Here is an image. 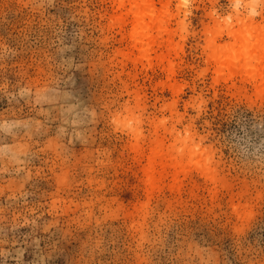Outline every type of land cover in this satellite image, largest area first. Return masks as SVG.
I'll return each mask as SVG.
<instances>
[{"label":"rangeland","instance_id":"374dc122","mask_svg":"<svg viewBox=\"0 0 264 264\" xmlns=\"http://www.w3.org/2000/svg\"><path fill=\"white\" fill-rule=\"evenodd\" d=\"M112 7L0 0V264H264V90L247 52H264V30L255 47L228 34L242 14L264 24V0L158 3L171 77L160 50L134 60ZM163 117L190 129L214 180L191 164L148 188ZM176 133L161 126L164 153Z\"/></svg>","mask_w":264,"mask_h":264},{"label":"bare ground","instance_id":"6f19581e","mask_svg":"<svg viewBox=\"0 0 264 264\" xmlns=\"http://www.w3.org/2000/svg\"><path fill=\"white\" fill-rule=\"evenodd\" d=\"M158 3L162 5L161 10H165L170 0H113V10L108 16L109 24L110 26H116L122 35H124L126 38L124 39L128 41L127 48L129 53L134 55V60L137 62L143 59L149 60L152 57L151 53H158L159 50L160 52L157 54V58L163 62L176 49L173 39L174 33L169 28L168 19L164 17L163 12H157ZM237 17L239 20V28L237 30L229 28L228 34L235 38V42L241 41L247 47L261 45L259 30H264V24H257L252 14H242ZM211 45L215 49L212 57L216 64H219L221 62L219 51L222 45L215 40ZM255 51H257L255 57H257V61L261 66L260 71L255 72L256 76L257 74L260 76V82L256 87L262 93L264 90V52L258 51L255 48L247 49V52L250 54ZM249 58L247 57L246 62L244 60L243 64H249ZM168 64L169 76L171 77V74L173 75L174 73V66L172 62H168ZM228 66H230V63ZM138 97V93H136L135 98L137 99ZM126 109L130 112V117H128L127 121L128 132L131 136L130 139L134 140V145L138 147L142 140L141 122L134 115L132 107L127 105ZM152 124L155 135L153 141L155 144L154 156L149 158L148 163L144 167V176L148 188L153 189L157 181L168 172L171 173L173 181L178 182V177L185 170L186 166L191 164L201 166L213 178L212 180H214V171L210 170V156L201 147L200 143L196 141L194 134L191 133L188 127L185 128L184 132L177 131L173 126L169 128L167 126V119L164 117L153 120ZM161 126H165V130L170 134L177 132L175 137L176 142L166 153L162 151L165 138L159 134ZM157 156L160 157L158 161H156Z\"/></svg>","mask_w":264,"mask_h":264}]
</instances>
